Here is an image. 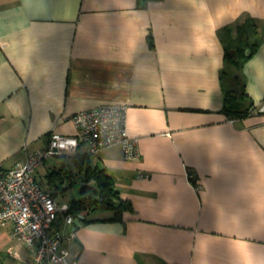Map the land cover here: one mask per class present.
<instances>
[{
	"label": "crops",
	"instance_id": "obj_1",
	"mask_svg": "<svg viewBox=\"0 0 264 264\" xmlns=\"http://www.w3.org/2000/svg\"><path fill=\"white\" fill-rule=\"evenodd\" d=\"M250 22L257 34L245 31ZM255 38L232 71L226 50ZM235 72L247 100L232 117L223 89ZM111 102L127 106L138 159L81 143L36 172L69 203L57 198L80 182L83 158L130 205L118 219L80 213L70 244L79 263L264 264V0H0L1 170L51 132L74 135L76 112ZM60 168L68 177L50 183ZM0 264H32L8 227Z\"/></svg>",
	"mask_w": 264,
	"mask_h": 264
},
{
	"label": "built area",
	"instance_id": "obj_2",
	"mask_svg": "<svg viewBox=\"0 0 264 264\" xmlns=\"http://www.w3.org/2000/svg\"><path fill=\"white\" fill-rule=\"evenodd\" d=\"M126 113L127 106L116 102L80 110L71 118L74 135L51 132L44 148L27 153L10 169H0V230L8 227L10 238L30 252L32 264H80L70 244L83 223L81 216L69 213V203L57 202L42 186L37 169L50 156L75 153L81 143L89 154L119 145L126 160L138 159V137L127 131Z\"/></svg>",
	"mask_w": 264,
	"mask_h": 264
},
{
	"label": "trees",
	"instance_id": "obj_3",
	"mask_svg": "<svg viewBox=\"0 0 264 264\" xmlns=\"http://www.w3.org/2000/svg\"><path fill=\"white\" fill-rule=\"evenodd\" d=\"M243 27L244 24L239 26L240 32L244 31ZM250 29L252 34H257L256 26L253 22L248 24L245 31ZM257 42L258 39L255 38L253 42L246 43V46L244 47L232 46L226 50V58L228 59V64L232 66V71L240 70L242 61L254 51ZM230 49L236 50L237 59H233L228 55ZM239 83V80H233L232 82L234 86L239 87L237 91L230 90L226 87L223 89V111L232 117L240 116L246 108L245 103L247 98L243 91V87ZM86 163L87 165L84 164V160L81 158L80 161L76 160V167L79 173L82 172V175H80V182L89 183L92 187L90 186L86 188L85 194H82L78 198L72 199L69 202V213L75 216H80L81 212L85 215L97 210L111 209L114 211V216L111 219L120 218L122 211L130 209V205L125 200L119 198L118 192L114 189V183L111 177L107 175L104 170L91 168L88 162ZM51 172L52 173L48 174V181L50 183H54L57 179L56 177L61 178L62 176H65V174L67 176V171L63 168ZM50 190L52 195H54V188H51ZM85 219L86 218L84 217L82 218L83 223Z\"/></svg>",
	"mask_w": 264,
	"mask_h": 264
},
{
	"label": "rangeland",
	"instance_id": "obj_4",
	"mask_svg": "<svg viewBox=\"0 0 264 264\" xmlns=\"http://www.w3.org/2000/svg\"><path fill=\"white\" fill-rule=\"evenodd\" d=\"M79 186H80L79 181H73L72 185L67 187L62 194L59 193L57 199L60 201H69V200L73 199L75 196L78 195Z\"/></svg>",
	"mask_w": 264,
	"mask_h": 264
},
{
	"label": "water",
	"instance_id": "obj_5",
	"mask_svg": "<svg viewBox=\"0 0 264 264\" xmlns=\"http://www.w3.org/2000/svg\"><path fill=\"white\" fill-rule=\"evenodd\" d=\"M229 55L233 58V59H237V56H236V50L235 49H230L229 50ZM235 80H239L240 78V75L238 72H235V74L232 76ZM239 89L238 86H232L231 87V90L233 91H237ZM92 187L91 184L89 183H85V182H80V186H79V194L82 195V194H85L86 192V188L88 187Z\"/></svg>",
	"mask_w": 264,
	"mask_h": 264
}]
</instances>
